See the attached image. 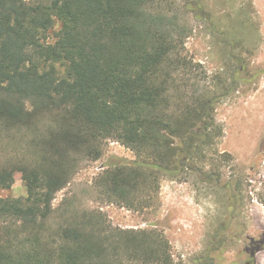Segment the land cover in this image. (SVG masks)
Listing matches in <instances>:
<instances>
[{
    "label": "trees",
    "instance_id": "obj_1",
    "mask_svg": "<svg viewBox=\"0 0 264 264\" xmlns=\"http://www.w3.org/2000/svg\"><path fill=\"white\" fill-rule=\"evenodd\" d=\"M152 1L0 0V132L27 134L33 153L0 168V219L23 232L0 239V264H175L162 231L113 227L68 198L52 205L105 140L136 158L103 165L94 188L104 202L144 208L163 178L199 171L221 136L182 25L153 15ZM15 170L26 195L4 196ZM245 185L235 179V212ZM257 198L264 207V183Z\"/></svg>",
    "mask_w": 264,
    "mask_h": 264
},
{
    "label": "rangeland",
    "instance_id": "obj_2",
    "mask_svg": "<svg viewBox=\"0 0 264 264\" xmlns=\"http://www.w3.org/2000/svg\"><path fill=\"white\" fill-rule=\"evenodd\" d=\"M150 10L164 23L182 25V52L198 64L194 76L200 87L216 95L214 116L221 136L209 147L207 162L197 163L199 171L163 178L144 208L104 202L94 188L103 165L136 158L119 142L105 140L101 156L83 160L67 186L56 192L53 208L68 198L77 206L101 209L113 227L162 231L175 264H199L215 249L225 264H245L252 243L259 247L254 264H264V207L257 198L264 183V0H153ZM32 155L27 134L0 132V168ZM238 177L244 178L246 199L235 212ZM2 194L26 195L19 170ZM20 226L0 219V239L22 236Z\"/></svg>",
    "mask_w": 264,
    "mask_h": 264
},
{
    "label": "flooded vegetation",
    "instance_id": "obj_3",
    "mask_svg": "<svg viewBox=\"0 0 264 264\" xmlns=\"http://www.w3.org/2000/svg\"><path fill=\"white\" fill-rule=\"evenodd\" d=\"M216 251L217 250L215 249L214 251H211L204 259H200L199 264H225V260ZM246 251L248 253V259L245 264H254L252 259L255 253L258 251L257 247L252 243L249 248L246 249Z\"/></svg>",
    "mask_w": 264,
    "mask_h": 264
}]
</instances>
